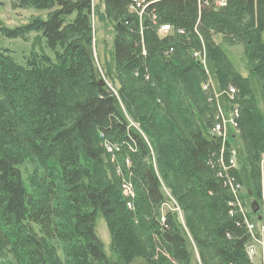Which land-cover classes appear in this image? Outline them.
Here are the masks:
<instances>
[{
  "label": "trees",
  "instance_id": "16d2710c",
  "mask_svg": "<svg viewBox=\"0 0 264 264\" xmlns=\"http://www.w3.org/2000/svg\"><path fill=\"white\" fill-rule=\"evenodd\" d=\"M15 1L18 6L47 10L46 17H33L12 28L1 26L3 35L22 38L39 31L46 45L55 49V60L32 50L19 63L9 49L0 48V258H8L4 264H57L36 227L63 243L67 264H129L139 256L123 228L110 221L124 211L125 198L117 187L98 188L82 174L84 160L108 164L103 140L117 147L112 152L115 165L126 177L130 175L135 186L136 210L128 214L139 219L136 232L148 253L156 256L151 264H196L177 214L167 210L164 223L157 220L161 205L170 201L161 188L147 140L120 105L125 97L138 107L142 97L174 102L178 127L167 117L164 105H154L152 116L158 136L174 150L173 157H167L185 184H181L185 195L213 217L210 240L197 241L200 250L211 248L219 264H252L246 252L250 233L239 214L230 215V193L216 167L214 171L209 165L211 158L220 155L222 141L211 132L215 107L202 88L205 72L193 49L199 45L198 31L218 84L236 87L235 101L228 100L239 111L241 143L234 146L225 140L223 155L235 148L236 177L241 169L254 174L255 162L264 152V43L260 40L264 0H145L156 20L145 17L142 23L137 12L130 11L135 8L132 0H99L103 9L99 16L121 17L114 28L112 57L101 68L111 83L121 79L116 93L106 82L99 84L103 77L92 55L90 19L97 6L91 0ZM163 24L170 29L161 38L158 32ZM217 34L228 45L243 43L247 75L234 69L226 48L214 39ZM129 74L139 83L130 84ZM133 113L137 115L128 112L137 118ZM180 118L193 121L195 127L185 133ZM26 156L41 166L28 187L19 169ZM124 189L127 200H133L134 190ZM248 195H253L251 190ZM240 197L245 204V197ZM152 210L157 211L153 217L149 216ZM98 216L111 233L110 256L97 234ZM247 216L256 220L251 212ZM64 218L66 225L59 221Z\"/></svg>",
  "mask_w": 264,
  "mask_h": 264
},
{
  "label": "rangeland",
  "instance_id": "374dc122",
  "mask_svg": "<svg viewBox=\"0 0 264 264\" xmlns=\"http://www.w3.org/2000/svg\"><path fill=\"white\" fill-rule=\"evenodd\" d=\"M98 3L99 0H91L92 6H97V9L92 10L90 15L92 25V55L96 67L99 69L103 77L101 79L104 80L107 83L108 87L116 93L117 87L120 86L121 79L119 80V82L117 80L115 83H111L106 78V76H104L105 74L102 71V65L107 61V59L109 60L112 57L113 39L115 35L114 28L116 23H118L117 21L119 19L121 20V17L117 14L99 16V10L102 11L103 9L101 5H98ZM130 11L135 12L136 10L130 8ZM46 14L47 10L37 9L32 6H18L15 0H0V48L9 49L11 56L19 63H23L24 57L27 56L32 50L40 53L43 52L47 54L51 60H55V49H52L46 45L45 38L39 31H31L22 38L8 37L6 35H3V32L1 31V26L12 28L27 23L33 17L39 16L45 19ZM137 14L138 16L140 15L143 18L151 15V17L155 18L156 20V17L152 16L151 12L147 9L144 12H140V14L139 12H137ZM179 32L182 33V31ZM165 33L166 32H162L159 29L158 37L163 38L166 35ZM196 33L197 34L195 35H197L199 45L198 47L193 49V54H196V56L201 60L202 67L205 72L204 82L207 80L208 83H213V93L220 92L218 100L221 105L226 107L228 106L229 109H234V107L236 108L237 106H233L227 98V93L229 92L230 94H232V87L235 89V91L236 87H234L231 83L230 85H221L220 83L218 84L217 79L214 77L216 70H211V68L209 67L208 58L210 53L205 47L204 39L198 31ZM214 39L217 43L223 44V47L226 48L228 58L231 60L234 69L240 72L243 76L247 75L248 60L246 55L244 54L243 43H234L235 41H232L231 43H233V45H228L223 39H221V36L218 34L214 35ZM260 40L264 43V32L261 33ZM59 49L60 48L58 47L57 50ZM251 62L255 63L253 61ZM126 76L128 79L130 78V84L132 83L133 85H135L139 83L138 79H136V77L133 78L131 74ZM204 82L202 83L203 85ZM254 83L255 85H257L256 80ZM160 100L155 99L154 101L152 98L142 97L136 102L141 105V107H138V105L134 104V101L127 99L126 97L120 99V105L127 115L128 119L130 120L131 124L140 132L142 131L141 133H143L150 146L152 164L154 166L156 174L159 177L161 188L170 201L169 203L167 202L161 205V208H159V214H157V211L152 210L149 216L153 217L155 214H157L156 217L158 222L160 224H163L165 220V212L167 210L175 212L177 214V221L179 220L180 225L182 226L184 233L186 234L189 242L188 245L192 250L193 258L196 264H219V260L216 257L215 253L212 252L211 248L207 247L206 249H203L201 251L197 243L198 240H203L205 238L206 241L210 240V227L213 224V217H210L209 212L206 210L207 208L203 209L199 203H196L191 199L190 195H185L184 188L181 185L184 183L180 180V176L172 166L173 161H171V157H173V155L171 153H174V150L172 149V146L168 141L166 144L165 139L161 136H158V126L152 116L153 112L156 113L153 109L154 105H164L168 116L166 114L165 115L169 118L172 117L175 120L176 126L178 127V112L176 114V105H174V102H172L171 99L166 102V100L162 97ZM233 101H235V97L233 98ZM227 102H229V104ZM258 107H262L261 101L259 102ZM229 109H227L226 113V118L228 121L224 126L226 130V141L229 140L234 146H237L241 143L240 137L237 134V119L239 117V111L238 114L235 113L234 116V112H229ZM128 112H136L137 115L134 113L133 114L138 119L133 118L128 114ZM231 117H233L234 119L233 122L230 121ZM181 118L179 126L185 133L190 132V129H193L196 123L191 120H186V122H184ZM214 125L215 121L211 126V130L213 129ZM234 133L235 136H232V134ZM152 134H154L155 136ZM102 143L105 148L104 153L106 155L108 164L98 165L93 162H87L84 160V165L82 166V174L86 178L89 177V181L98 188L105 185H111V187L113 188L117 187L119 193L123 198H125L126 201L128 197L125 195V187L123 185L125 175L118 172V168L120 167L115 165V155L106 148V140H103ZM111 146H113V144ZM161 149L162 151L161 153H159V150ZM220 149L222 151V147ZM222 152H225L224 147ZM159 155L160 159L158 157ZM167 155H171V157L169 156L168 158ZM237 160V151L235 150V148H232L231 150H229V152L225 153V156L219 155L217 158H211L209 165L214 169V171L216 167V174L222 175L224 176V178L228 176L229 186H225V188L229 191L231 197L234 194H238L239 197H245V204L243 202V199L240 197L242 206L247 214H250L251 212L256 219L249 221V223L253 225L251 227V229L253 230V237H251L250 241L247 243V245H253L255 247L256 254L253 258H251V253H247V255L252 264H264V152L261 154L260 160H257L255 162L257 170L254 174H252V172L250 171L241 169L238 172V176L236 177L234 171L227 169L225 175L223 168H225L227 165H233L232 168H236L237 166H239ZM222 165L224 166L223 168ZM19 169L22 179L27 187L31 182L32 184L34 183L37 175L41 172V166L39 162L29 156H26L23 159V161L19 165ZM172 179H177V181L174 180L173 182ZM117 180L119 183L118 185H116ZM177 182L178 190L175 188V186H177ZM132 186L134 190L133 201L135 202L136 191L135 186ZM248 190H251L253 195H248ZM194 196L195 194L193 193L192 197ZM230 200H233V197L229 198L228 202ZM252 201H256L259 205L256 212H253L251 209L250 204ZM134 202L131 207L129 206V204L125 203L124 211H121L116 216L111 217L110 221H112L115 226L123 228L127 238H131L129 242H131L133 246H136L138 252L140 253H136L135 255L139 256H135L130 259L129 264H151L152 261L156 259V256L148 253L147 249L143 246L144 243L142 241V238L140 237L139 233L136 232V226L137 224H139V219L137 218V216L133 217L129 216L128 214L129 212L133 214L136 210H134ZM59 221H61L65 225L67 224V220H65V218L62 220L60 219ZM36 230L39 232V235L41 236L40 238L44 242V245H46V248H51L53 253L51 257H53V259L57 261V264H67L68 260L66 259L62 251L63 243L61 241H58L56 238L44 236L39 231V227H36ZM96 230L103 243L106 254L108 256L112 255L113 252L111 250V233L104 219L100 216H98L96 219ZM139 247H142V249H139ZM258 250L260 251V253L258 252ZM1 256L3 257L2 254ZM6 258L7 255L4 258H0V264H4L6 261H8V258Z\"/></svg>",
  "mask_w": 264,
  "mask_h": 264
},
{
  "label": "built area",
  "instance_id": "2783aa9c",
  "mask_svg": "<svg viewBox=\"0 0 264 264\" xmlns=\"http://www.w3.org/2000/svg\"><path fill=\"white\" fill-rule=\"evenodd\" d=\"M132 2L134 4V6H135L134 9L137 12H139V14H140V12H144L147 9V4L145 3V0H132ZM152 16L155 17L154 14H152ZM148 17H150V19L152 21H155V18H152L151 15H149ZM143 19L144 18L139 15V21L141 23H142ZM159 29L162 32H166L170 28H169V25L163 24V25H160ZM195 56H196V54H195ZM200 62H201V60H200ZM202 88L204 90L208 91V99L207 100H208L209 103L213 104V106L215 107V125H214L213 129L211 130V132L221 138L222 151H223L224 142L226 140V130H225L224 126H225V123L228 121L227 118H226L227 109L225 108V106H223V105H221L219 103L218 96H219L220 92L219 93H216V92L213 93V83H208L207 80H206L204 82V85L202 84ZM231 91L233 92L232 94H230L229 92L227 93V95H228L227 98L229 100H233L234 94L236 93V91H235V89L233 87H232ZM230 111L234 112V116H235V113L238 114V109L235 108V107H234V109H230L229 112ZM230 121L231 122L234 121L233 117L230 118ZM111 145L112 144H110L109 142H106V148L112 153L114 149H117V147L115 145H113V146H111ZM222 151H220V155L221 156L223 155ZM128 162L129 161L126 159V164H128ZM223 167L224 166L222 165V168ZM232 167H233V165H227L225 168H223L225 175H226L227 169L232 170ZM118 172L122 173V170H119V168H118ZM217 176L221 177L222 180L224 178V176L219 175V174H217ZM130 181H132L131 178H130V175L127 176V177L125 175V179L123 181V185H124L125 188H131V190H133V186H132L133 182H130ZM228 183H229V178H228V176H226L224 178V180H223V184H224V186H229ZM232 197H233V200H230L228 202V206L230 207V210H229L230 215H232L234 213L239 214L241 219H242V222L245 224V227H247L248 233H250V236L253 237L252 236L253 230L251 229V227L253 225L251 223H249V219H248L247 213H246L245 209L242 206L241 198L239 197L238 194L237 195L234 194ZM133 202H134L133 200H126V204H129L130 207L133 205ZM246 252L247 253H251V258H253L254 255L256 254V249H255V247L253 245H247Z\"/></svg>",
  "mask_w": 264,
  "mask_h": 264
},
{
  "label": "water",
  "instance_id": "95a60500",
  "mask_svg": "<svg viewBox=\"0 0 264 264\" xmlns=\"http://www.w3.org/2000/svg\"><path fill=\"white\" fill-rule=\"evenodd\" d=\"M103 83H105L104 80H102V79L99 80V84H103ZM250 205H251V209L253 212H256L258 210L259 205L256 201H252Z\"/></svg>",
  "mask_w": 264,
  "mask_h": 264
},
{
  "label": "crops",
  "instance_id": "0c3cea01",
  "mask_svg": "<svg viewBox=\"0 0 264 264\" xmlns=\"http://www.w3.org/2000/svg\"><path fill=\"white\" fill-rule=\"evenodd\" d=\"M258 252L260 253V251L258 250Z\"/></svg>",
  "mask_w": 264,
  "mask_h": 264
}]
</instances>
